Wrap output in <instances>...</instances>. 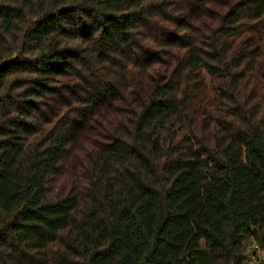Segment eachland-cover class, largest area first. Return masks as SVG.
Wrapping results in <instances>:
<instances>
[{
    "label": "clouds",
    "instance_id": "1",
    "mask_svg": "<svg viewBox=\"0 0 264 264\" xmlns=\"http://www.w3.org/2000/svg\"><path fill=\"white\" fill-rule=\"evenodd\" d=\"M0 264H264V0H0Z\"/></svg>",
    "mask_w": 264,
    "mask_h": 264
}]
</instances>
